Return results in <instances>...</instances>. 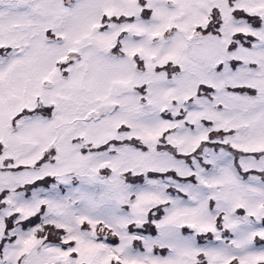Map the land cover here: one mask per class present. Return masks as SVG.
Here are the masks:
<instances>
[{"label": "snow or ice", "instance_id": "snow-or-ice-1", "mask_svg": "<svg viewBox=\"0 0 264 264\" xmlns=\"http://www.w3.org/2000/svg\"><path fill=\"white\" fill-rule=\"evenodd\" d=\"M0 264H264V0H0Z\"/></svg>", "mask_w": 264, "mask_h": 264}]
</instances>
